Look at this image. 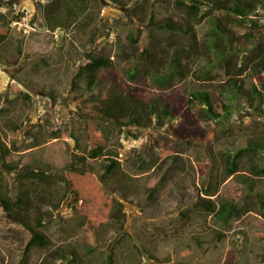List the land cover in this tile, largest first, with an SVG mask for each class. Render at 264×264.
I'll return each instance as SVG.
<instances>
[{
	"label": "rangeland",
	"instance_id": "rangeland-1",
	"mask_svg": "<svg viewBox=\"0 0 264 264\" xmlns=\"http://www.w3.org/2000/svg\"><path fill=\"white\" fill-rule=\"evenodd\" d=\"M50 1L1 0L0 11L20 9L24 16L0 42V132L18 145L0 155V174L11 197L28 193L21 212L42 217L51 242L25 253L30 230L0 206V264H56L68 249L77 261L60 264H107L109 256L108 264H264V206L257 194L264 196V175L252 170L254 161L264 166V149L242 155L232 174L224 162L254 137L264 141V0L245 22L223 10L194 18L175 0H88V11L65 16L66 26L54 30L43 24L42 6ZM88 51L115 64L99 70L91 90L76 76ZM163 74L172 78L162 81ZM235 79L240 89L231 97ZM111 87L135 97L142 112L159 99L173 105L174 115L159 124L148 113L150 124L120 128L89 115ZM197 89L212 94L217 111L230 103L228 119L189 111L184 100ZM19 91L30 99L16 97ZM92 128L103 133L107 149L97 157L89 155ZM109 156L119 161L113 174L106 172ZM16 160L48 177L20 184L1 165ZM238 173L256 177L252 188ZM68 176L80 190L79 208L71 205L73 193L64 194ZM199 196L231 199L240 214L223 222L204 210ZM216 232L224 236L217 239Z\"/></svg>",
	"mask_w": 264,
	"mask_h": 264
},
{
	"label": "trees",
	"instance_id": "trees-1",
	"mask_svg": "<svg viewBox=\"0 0 264 264\" xmlns=\"http://www.w3.org/2000/svg\"><path fill=\"white\" fill-rule=\"evenodd\" d=\"M177 6L184 7L191 17L203 18L206 17L213 10H223L227 14H233L241 22H245L246 19L250 18V13L254 12L261 0H175ZM2 5L0 0V6ZM89 5L88 0H51L49 4H44L42 6L43 11V24L48 29H56L58 27H65V16L72 19L73 17H80L82 13L88 11ZM64 13V14H63ZM10 14V15H9ZM24 16L23 11L20 9L13 11H0V42L8 37L10 24L12 22H18ZM35 18V17H32ZM31 20V19H30ZM151 22H154V19L151 18ZM154 25L159 26L160 28H171L174 29V25L169 21H156ZM136 39V38H135ZM136 41V40H135ZM24 39L17 40L16 52L20 54L22 52ZM141 48V53H145V48ZM87 56V64L77 72V77L86 78V89L91 90L94 84L98 80V72L101 68H114L115 64L109 56L96 54L92 51L85 52ZM223 59L222 56L217 57V62H220ZM133 77L135 78L136 70L132 72ZM162 81H166L172 78L170 75H160ZM261 81H264V76H260ZM237 80L233 83L232 89L229 90L231 97L238 96V90L240 85L237 84ZM72 84H76V80L73 79ZM264 84V83H263ZM111 91L105 94L104 98H100L97 101L99 104V109H90L88 114L91 116H103L108 119L110 123L114 124L115 127L120 128L125 125H137V126H146L150 124L151 117L150 115H155L158 119V123L161 124L163 118L168 116H173V105H169L166 101H159V99H152L147 108H143V112L138 109V100L127 94L123 90H119L115 87H111ZM246 95V92H243ZM254 93L260 94L261 90L257 89ZM20 94L27 99H30V96L26 92H17L16 97L20 98ZM247 96V95H246ZM186 108L194 113H197L200 118L205 120H217V119H228V116L232 113V108L230 103H223V112L217 111L215 108V103L212 97V94L205 89H197L189 92L184 100ZM9 103V101H8ZM2 106L1 108H3ZM147 109V110H146ZM1 110V109H0ZM148 111V112H147ZM148 113L150 115H148ZM128 118L127 120H125ZM13 126L19 128L17 125ZM227 130V129H225ZM93 135L90 136V141L93 143L92 152L89 154L91 157H97L102 155L107 151L105 142L102 138L103 133L97 131V129L92 128ZM208 139H204L207 141ZM79 141V140H78ZM77 139H75V146L79 147ZM18 149V145L15 141L11 144H7L3 140L0 132V155L2 158H5L7 155ZM264 149V141H260L257 137L253 138L250 144L240 148L235 154L225 155L224 162L227 167L228 174H232L237 171V160L246 154H250L252 157H256L260 150ZM76 158L80 163L85 161V156H77ZM108 159L110 162L106 166V172L113 174L116 169L119 167V161L117 158L109 156ZM1 165L11 170L15 173V176L20 184H25L27 180L30 181H43L48 177L45 169H40L28 166L20 165L19 160L16 161H1ZM38 166H41L38 164ZM44 166V165H43ZM45 168H48V165L45 164ZM253 173L255 175H264V166H261L257 161L253 162ZM238 178L240 181L245 182L252 188L253 179L247 173H238ZM259 179V177H258ZM251 182V183H250ZM74 180L70 176L67 177L65 182L66 189L65 193H73L71 199V205L75 208H79L78 201L81 198L80 190L77 189L74 185ZM261 199V204L264 206V196L257 193ZM29 203L28 193H20L15 198L11 197L7 192H5V185L3 182V177L0 174V206L7 213L11 214L16 218L20 223H22L26 228L31 232V236L27 241L24 252H28L34 246L47 247L51 240L49 236L43 231L42 227L44 226V221L42 217L35 216L32 217L25 213L21 212V208H24ZM199 204L206 210L214 214L218 219L223 222L227 220L232 215L240 214L239 205L227 198H222L218 202L214 201L210 197L199 196ZM35 220V222H34ZM264 236V231H262ZM224 236V233L216 232L215 238L220 239ZM198 243L201 244V239H198ZM92 246H94L92 244ZM95 247V246H94ZM264 257V253H263ZM60 261L75 263L77 261L75 252L68 249L64 253H59L55 257V263L60 264ZM112 261L109 256L108 260L105 262L108 264Z\"/></svg>",
	"mask_w": 264,
	"mask_h": 264
},
{
	"label": "clouds",
	"instance_id": "clouds-1",
	"mask_svg": "<svg viewBox=\"0 0 264 264\" xmlns=\"http://www.w3.org/2000/svg\"><path fill=\"white\" fill-rule=\"evenodd\" d=\"M16 22V21H15Z\"/></svg>",
	"mask_w": 264,
	"mask_h": 264
}]
</instances>
